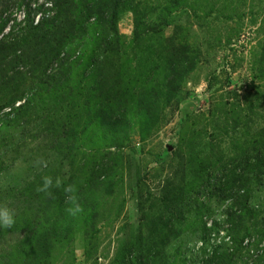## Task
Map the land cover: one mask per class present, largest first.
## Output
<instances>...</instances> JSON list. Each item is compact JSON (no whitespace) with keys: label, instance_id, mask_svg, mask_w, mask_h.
<instances>
[{"label":"rangeland","instance_id":"obj_1","mask_svg":"<svg viewBox=\"0 0 264 264\" xmlns=\"http://www.w3.org/2000/svg\"><path fill=\"white\" fill-rule=\"evenodd\" d=\"M133 6L118 11L120 51H108L110 71L138 72L156 99L148 97L143 113L135 101L127 108L126 100L112 102L123 108L118 135L100 131L106 99L83 82L60 86L64 76L41 80L39 71L23 69L0 83V206L15 220L0 227V264H206L221 253L228 264H264V161L251 168L254 136L264 129V0H134ZM86 38L70 40L74 53L84 43L89 54L93 36ZM182 55L193 65L174 70L168 83L166 58ZM67 70L70 81L81 67L70 63ZM48 93L52 101L43 100ZM234 156L245 158L248 170L239 189L222 194L216 188ZM86 157L114 163L110 195ZM201 160L210 164L202 176L192 171ZM45 175L75 178L86 218L74 217L69 243L30 261L21 238L35 218L42 199L36 186Z\"/></svg>","mask_w":264,"mask_h":264},{"label":"trees","instance_id":"obj_2","mask_svg":"<svg viewBox=\"0 0 264 264\" xmlns=\"http://www.w3.org/2000/svg\"><path fill=\"white\" fill-rule=\"evenodd\" d=\"M133 3L134 0H0V83L4 85V79L19 78L23 69L28 74L39 71L41 80L51 78V76H54V78L64 76V81L62 85L59 84L60 86L71 85V87L77 89L81 87V82H83L86 85V90L91 95L102 96L106 99L104 106L108 110L104 111L102 118L98 116V121L103 127L100 131L118 135L121 124V119H119L121 114L118 111L123 110V108L113 104L120 103V105H123V101L126 100L128 103L127 108L132 101H135L138 108L143 110V113L148 109L146 103L148 97L151 96L149 92H145L147 88L143 86L144 82H149L146 78L140 79L137 75L138 72L133 69L128 71L127 68L122 66L113 68L110 71L111 63L107 57L108 51L111 49L116 52L120 51L118 36L115 32L118 11L124 6L127 9H132L134 7ZM19 14L21 19L16 18ZM141 17H144L143 12ZM138 18L140 19V16L133 23L134 36L138 30L137 26H139ZM7 26V31L3 32ZM86 34L93 36L90 41L92 46L88 50L89 54H83L82 50H86L87 45L84 43L82 46L85 49L83 48L74 53L75 50L69 44L70 40L73 39L74 42L84 40L85 42L87 39ZM70 63L78 64L81 67L77 77L71 76L72 79H75L74 81H71L72 79L69 81V78H66V75L71 73L70 70H67ZM164 65L165 68L171 66L168 71H165V78L169 83L178 75V72H174V70L190 69L193 63L185 55L175 57L173 61H170L167 56ZM54 70H56V73L52 74ZM76 70L78 71L75 68L74 72ZM107 75L111 76L110 81L112 83L107 81ZM167 90H173L171 85L168 84ZM53 94L48 93L43 100L52 101ZM135 94H137L136 97ZM138 94H140V97H137ZM151 97L156 99V95ZM120 100H123V103ZM23 103L19 104L20 107L23 106ZM17 108L19 109V107L15 109ZM255 134L254 137L257 141L254 142L256 147H251V150L254 151V164L251 168H260L264 161V129ZM240 153L244 152L241 151ZM107 154L108 152L104 153L102 158L107 157ZM87 160L92 161L93 159L86 157L83 162ZM218 162L219 159L213 160V165ZM232 162L234 163L233 166L223 174L222 177L225 178L216 188L222 191V194L224 190L233 185H237L239 189L243 181L238 182L242 180V176L248 170L245 158L234 156ZM209 165L207 160L205 162L201 160L200 164L196 165L192 171L194 173L199 171L202 176L203 171ZM94 167H96V170ZM114 167V163L105 165L103 161L96 163L94 160L89 165L93 177L97 175L96 178L101 177L103 181L107 182L108 195L112 191L108 178ZM235 168L237 169L236 173H234ZM62 181L64 185L75 184L73 176ZM41 183L39 181L37 186ZM188 189H192V185ZM57 191L59 193L58 197H45L37 193V196L42 199H38L37 204L34 205L32 216H35V218L33 217L32 222L28 220L21 238L23 246L28 249L30 261L35 258V260L44 257L47 259L55 245L69 243L71 231L73 230L72 223L75 221L74 217L82 215L81 212L75 215L66 214L69 205L65 202V193L62 189H57L55 192ZM76 194H78V197L80 196L79 191ZM235 216L239 217L238 215ZM81 218L84 221L86 216L82 215ZM18 221H20L19 223H26L24 218ZM200 229L203 234L207 232L203 224ZM61 231L62 235L60 236ZM86 251L85 254L90 255V249L86 248ZM221 254L222 256L218 259L209 257L206 264H228L227 254ZM149 263L150 261H147V259L145 262H141V264Z\"/></svg>","mask_w":264,"mask_h":264},{"label":"clouds","instance_id":"obj_3","mask_svg":"<svg viewBox=\"0 0 264 264\" xmlns=\"http://www.w3.org/2000/svg\"><path fill=\"white\" fill-rule=\"evenodd\" d=\"M41 180L42 183L36 188L38 193H43L45 197H51L53 189H62L65 193V202L69 205L67 208L69 214L75 215L82 211V207L78 202L79 197L76 194L78 188L75 184L64 185L59 177L54 181L50 175L43 176ZM14 222V213L6 205L0 206V227H11Z\"/></svg>","mask_w":264,"mask_h":264},{"label":"built area","instance_id":"obj_4","mask_svg":"<svg viewBox=\"0 0 264 264\" xmlns=\"http://www.w3.org/2000/svg\"><path fill=\"white\" fill-rule=\"evenodd\" d=\"M16 18H17V16H16ZM7 29H8V26L4 28L3 32H6Z\"/></svg>","mask_w":264,"mask_h":264}]
</instances>
